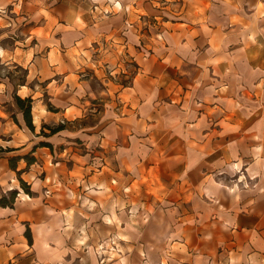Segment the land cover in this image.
I'll return each instance as SVG.
<instances>
[{"label":"crops","instance_id":"0c3cea01","mask_svg":"<svg viewBox=\"0 0 264 264\" xmlns=\"http://www.w3.org/2000/svg\"><path fill=\"white\" fill-rule=\"evenodd\" d=\"M1 63L0 264H264V0H0Z\"/></svg>","mask_w":264,"mask_h":264},{"label":"rangeland","instance_id":"374dc122","mask_svg":"<svg viewBox=\"0 0 264 264\" xmlns=\"http://www.w3.org/2000/svg\"><path fill=\"white\" fill-rule=\"evenodd\" d=\"M15 33H17V32H15ZM15 36V35H14ZM17 37H19V35L17 36ZM133 66H131L130 68H129V74L127 73V74H125V75H131V73L133 72ZM9 72H11V73H13V75L16 77H18V75H20V73H18V72H16L15 71V69H14V67L12 66V65H10V66H8V65H6V64H2L1 63V65H0V76H6ZM113 91H111V93H112ZM90 122L88 121V119L87 118H83L82 120H80L79 121V124H81V125H87V124H89ZM102 244V243H101ZM101 246V245H100ZM103 246V245H102ZM113 249H112V247L111 246H109L107 249H103V247H101V249H99V250H96V253H97V255H98V257H101L102 255H104V254H106V253H109L110 251H112ZM109 255V254H108Z\"/></svg>","mask_w":264,"mask_h":264},{"label":"trees","instance_id":"16d2710c","mask_svg":"<svg viewBox=\"0 0 264 264\" xmlns=\"http://www.w3.org/2000/svg\"><path fill=\"white\" fill-rule=\"evenodd\" d=\"M18 103L21 106V108L24 110V114H25V118L28 121H30L29 119H31V103H32V99L31 98H26V99H21L20 97H18ZM16 196V191L11 192L10 194V198L14 199ZM10 199H8L6 196H3L0 198V206H5L7 204H9Z\"/></svg>","mask_w":264,"mask_h":264},{"label":"bare ground","instance_id":"6f19581e","mask_svg":"<svg viewBox=\"0 0 264 264\" xmlns=\"http://www.w3.org/2000/svg\"><path fill=\"white\" fill-rule=\"evenodd\" d=\"M37 117V116H36Z\"/></svg>","mask_w":264,"mask_h":264}]
</instances>
